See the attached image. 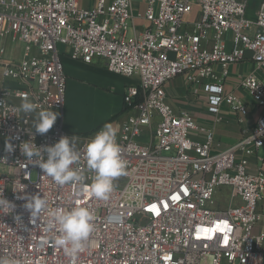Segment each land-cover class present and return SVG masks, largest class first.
<instances>
[{
	"label": "built area",
	"instance_id": "built-area-1",
	"mask_svg": "<svg viewBox=\"0 0 264 264\" xmlns=\"http://www.w3.org/2000/svg\"><path fill=\"white\" fill-rule=\"evenodd\" d=\"M135 16L133 0H0V195L14 205L0 206V258L10 264H264V172H249V158L264 148V82L241 78L254 106L261 108L255 126L234 146L213 153L215 134L168 102L166 85L178 76L207 86L208 111L225 103L243 124L249 110L223 82L228 68L251 54L264 68V0L254 20L248 0H142ZM140 12V11H138ZM199 12L195 22L187 21ZM147 26L135 29V20ZM231 33L232 48L226 46ZM23 44L20 60L6 58L8 43ZM60 47L76 61L105 60L111 73L138 79L126 87L123 103L133 112L117 135L127 175L114 181L107 201L89 194L94 173L83 152L101 129L70 134L63 126L67 76ZM219 66L220 72L214 70ZM58 118L46 134L35 130V113L20 111L22 99ZM149 131L150 139L140 138ZM76 136L81 153L76 165L85 180L58 186L25 157L20 145H54ZM6 142L13 150H6ZM167 153V155H164ZM47 158V154H44ZM35 173V178L33 174ZM33 195L44 196L48 209L31 222L24 207ZM222 198L228 204L214 208ZM87 207L95 217L85 250L66 256L54 246L50 213Z\"/></svg>",
	"mask_w": 264,
	"mask_h": 264
},
{
	"label": "crops",
	"instance_id": "crops-1",
	"mask_svg": "<svg viewBox=\"0 0 264 264\" xmlns=\"http://www.w3.org/2000/svg\"><path fill=\"white\" fill-rule=\"evenodd\" d=\"M263 0H248V8L251 16H256L257 7ZM134 2V1H133ZM143 12H134L135 16ZM199 19V12H193L187 17V21L195 22ZM135 29L142 31L147 23L142 19L135 20ZM231 33L226 35V46L232 48ZM7 44L6 58H11ZM20 50L17 61L23 57V44L16 45ZM61 59L65 67L67 76L66 100L63 110V126L70 134L87 135L91 134L105 124H112L118 132L124 121L133 114L124 108L123 96L127 86L138 84L136 77L129 78L117 75L108 71L106 62L96 58L91 63L73 60L69 53V48L60 47ZM214 70L220 72L219 66H214ZM228 77L223 85L226 93H234L248 107L249 113L240 124L239 116L232 111L227 104H223L218 115H213L208 111L207 86L210 80H205L199 84H189L185 77L178 76L166 85V94L169 104L177 112H186L192 115L199 126L211 129L215 134L213 153H221L234 146L247 131L252 129L262 110L254 106L248 91L241 86V78L249 75L256 76L264 82V68H260L251 59V54L247 53L246 58L228 68ZM2 85L13 86L10 82L3 83L0 69V88ZM57 112L55 110H52ZM58 113V112H57ZM150 139L149 131H146L140 138L147 142ZM264 172V148L256 151L255 155L249 158V172ZM258 212L264 214V196L258 206ZM264 228V222L262 227Z\"/></svg>",
	"mask_w": 264,
	"mask_h": 264
},
{
	"label": "clouds",
	"instance_id": "clouds-1",
	"mask_svg": "<svg viewBox=\"0 0 264 264\" xmlns=\"http://www.w3.org/2000/svg\"><path fill=\"white\" fill-rule=\"evenodd\" d=\"M25 114L35 113V130L38 134H46L55 124L58 113L52 110H39L37 105L24 97L19 106ZM118 130L112 124H105L87 143L83 152L85 167L94 173L89 186V194L96 199L107 201L114 191V181L127 175V163L122 156L121 146L117 142ZM76 136H63L51 146L37 147L31 141L20 145L22 154L29 161L38 158L37 165L44 176L51 178L58 186L80 184L85 180L81 170L76 167L80 163L81 153L75 148ZM6 150L11 152L13 146L6 142ZM47 158H44V154ZM27 199L24 207L30 212L31 222L39 219L40 214L48 209V201L44 196L33 195ZM0 206L14 208L11 202L0 195ZM92 212L85 206L76 205L70 210L57 209L50 213L49 227H55L58 235L53 244L63 250L69 257H76L85 250L87 241L94 231ZM0 264H10L0 258Z\"/></svg>",
	"mask_w": 264,
	"mask_h": 264
},
{
	"label": "rangeland",
	"instance_id": "rangeland-1",
	"mask_svg": "<svg viewBox=\"0 0 264 264\" xmlns=\"http://www.w3.org/2000/svg\"><path fill=\"white\" fill-rule=\"evenodd\" d=\"M91 1H93V0H91ZM133 1L137 5L136 12H138V11L144 12L145 4L142 2V0H133ZM259 6H260V4H259ZM259 6L257 7V10L254 12L258 11ZM250 12H253V11L247 7V13H246L247 18L250 20H254L256 18V16H251ZM16 45H17V43H14V44H11L8 46V50H9V53L11 54V58H13L14 60L18 59V57L20 55V50ZM0 143H1V140H0ZM164 155H167V153H164ZM33 177L35 178V173L33 174ZM227 204L228 203L225 200H223L222 198H218L217 200H215V202L212 204V206L214 208H224L227 206Z\"/></svg>",
	"mask_w": 264,
	"mask_h": 264
}]
</instances>
